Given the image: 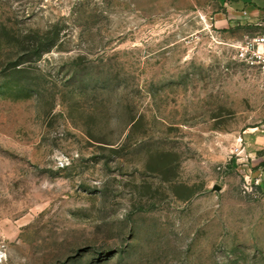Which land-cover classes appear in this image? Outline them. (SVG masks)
<instances>
[{"label": "rangeland", "instance_id": "rangeland-1", "mask_svg": "<svg viewBox=\"0 0 264 264\" xmlns=\"http://www.w3.org/2000/svg\"><path fill=\"white\" fill-rule=\"evenodd\" d=\"M215 12L0 0V264H264V85Z\"/></svg>", "mask_w": 264, "mask_h": 264}, {"label": "crops", "instance_id": "crops-1", "mask_svg": "<svg viewBox=\"0 0 264 264\" xmlns=\"http://www.w3.org/2000/svg\"><path fill=\"white\" fill-rule=\"evenodd\" d=\"M216 12L211 22L216 33L235 45L248 37L264 34V0H215ZM246 157L236 160L246 180L264 192V123L245 131L238 144ZM240 146V145H239Z\"/></svg>", "mask_w": 264, "mask_h": 264}, {"label": "built area", "instance_id": "built-area-1", "mask_svg": "<svg viewBox=\"0 0 264 264\" xmlns=\"http://www.w3.org/2000/svg\"><path fill=\"white\" fill-rule=\"evenodd\" d=\"M239 60L252 69H255L264 85V34L248 37L235 46ZM237 161L246 157L242 141L239 147L234 150ZM248 182V180H246Z\"/></svg>", "mask_w": 264, "mask_h": 264}]
</instances>
